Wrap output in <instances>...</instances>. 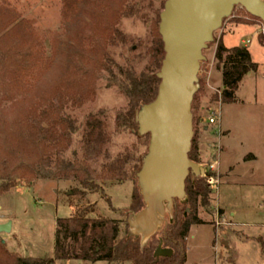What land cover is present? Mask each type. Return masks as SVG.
<instances>
[{
	"label": "rangeland",
	"instance_id": "rangeland-1",
	"mask_svg": "<svg viewBox=\"0 0 264 264\" xmlns=\"http://www.w3.org/2000/svg\"><path fill=\"white\" fill-rule=\"evenodd\" d=\"M165 2L87 0L84 6L80 5L78 18L75 19L73 11L70 14L65 11V0H0L2 10L10 11H0V38L3 37L0 47L6 58L5 65L0 68V135L7 138L12 134L22 114L60 82L67 62L64 48L70 40L79 32L89 35L97 28L102 31L114 26L120 35L109 49L114 62L112 73H103L93 98L68 113L77 119L81 127L85 126L89 117L99 118L105 124L111 140L106 145L111 157L115 158L129 149L139 157L142 167L149 153L151 135H142L137 123L136 128L123 130L116 129L115 124L117 116L125 114L130 103L122 90L129 83L123 72L132 70L137 77L142 74L157 77L160 71L164 45L159 24ZM21 21L22 25H18ZM232 24L264 28L261 21L253 19L237 6L214 33L213 42L203 52L204 59L198 73L199 89L192 104V149L198 161L196 163L205 169V175L209 172L211 159L202 160L200 142L204 131L216 126L209 124V118L213 107L219 102L215 96H220L221 92L208 90L206 73L212 64L213 52L220 42L221 33ZM242 40L249 41L253 61L259 67V77H248L243 84L241 95L245 99L244 109L223 111L230 134L223 139L226 153L222 165L224 169L228 165L234 167L228 177L229 184L223 186L219 193V202L225 210L216 207L218 183L215 182L210 186V206L199 210L200 218L215 229L209 226L194 228L187 240L185 264H264V251L260 245V240H264V47L257 42V34L251 27H241L228 37L227 44L242 45ZM57 49L60 56L55 58ZM30 51H39L44 58L53 59L55 63L51 69L40 74L39 80L34 83L35 89L28 95L25 93L28 88L23 84L15 85L13 74L18 67L26 64ZM215 83L216 79L213 78L212 84ZM256 97L261 102L257 103ZM81 134L82 131L75 136L67 153L68 158H72L74 151L81 159ZM102 163L101 159L93 164V168L99 170ZM190 178L196 181L202 176L191 174ZM142 188L137 175L134 181L100 182L94 192L73 181L40 180L31 185L19 182L17 187L0 196V222L6 224L13 219L15 223V234H1L0 240L13 238L9 245L7 242L5 244L10 252L18 256L52 258L57 219L69 218L76 211L88 207L93 209L90 217L118 221L119 239H122L130 234V221L137 214L129 213L132 195L137 189L143 199L142 210L148 205ZM176 203L184 204L180 199L174 201L172 212L166 213L165 223L161 224L158 232L173 221ZM65 264L107 263L69 261Z\"/></svg>",
	"mask_w": 264,
	"mask_h": 264
},
{
	"label": "trees",
	"instance_id": "trees-1",
	"mask_svg": "<svg viewBox=\"0 0 264 264\" xmlns=\"http://www.w3.org/2000/svg\"><path fill=\"white\" fill-rule=\"evenodd\" d=\"M86 2L65 0V11L67 14L73 11V18L77 19L80 5L84 6ZM2 9L0 6L2 13L10 12ZM22 22L18 25H22ZM102 31L97 28L89 35L79 32L66 44L64 51L67 62L60 82L22 114L12 134L7 138L0 135V196L17 187L19 182L31 185L40 180L73 181L94 192L100 182L134 181L141 168L139 157L126 149L125 153L112 158L106 149L111 140L105 124L96 116H91L81 127L77 119L68 113L93 98L99 78L103 73L113 71L114 62L109 49L120 33L114 26ZM259 42L264 47V34L259 36ZM161 53L164 54L163 46ZM54 56H60L58 49ZM215 60L217 69L222 73L223 83L220 96L215 98L222 104L236 103V92L241 82L249 73L258 70V64L252 61L247 48L228 49L221 41L216 47ZM5 63V54L0 47V68ZM54 63L53 59L44 58L39 51H30L26 64L14 72L13 82L15 85L23 84V87L28 88L25 93L30 95L40 74L51 69ZM123 74L129 83L122 90L130 103L127 112L116 118L118 130L136 128L137 111L142 105L155 100L160 84L156 76L142 74L137 77L132 70L124 71ZM80 131L81 159L74 151L72 158H68L67 153ZM189 157L198 162L193 149ZM101 159L103 163L99 170L93 168V164ZM212 175L206 173L196 181L188 178L187 203H176L173 221L154 235L144 248L141 247L140 239L133 236L119 239V222L110 218L90 217L93 209L88 207L76 211L69 218L57 219L52 258L18 256L10 252L0 240V264H56L57 261L185 264L187 240L192 226L208 224L200 218L199 210L211 204L207 180ZM132 200L129 213H139L143 208V199L138 189L132 195ZM161 244L164 249L171 251L169 256H156ZM260 245L264 251V240H260Z\"/></svg>",
	"mask_w": 264,
	"mask_h": 264
},
{
	"label": "water",
	"instance_id": "water-1",
	"mask_svg": "<svg viewBox=\"0 0 264 264\" xmlns=\"http://www.w3.org/2000/svg\"><path fill=\"white\" fill-rule=\"evenodd\" d=\"M237 6L264 25V0H166L160 14L159 34L164 45L157 74L160 84L155 100L136 113L140 133L151 135L149 153L136 174L148 205L130 221L131 229L147 234H129L140 239L142 248L165 223L174 201L187 203L189 176H205V169L189 157L194 138L192 104L199 89L203 52ZM11 232V221L0 224V235ZM170 254L162 244L156 251L158 258Z\"/></svg>",
	"mask_w": 264,
	"mask_h": 264
},
{
	"label": "crops",
	"instance_id": "crops-1",
	"mask_svg": "<svg viewBox=\"0 0 264 264\" xmlns=\"http://www.w3.org/2000/svg\"><path fill=\"white\" fill-rule=\"evenodd\" d=\"M241 27H251V28L255 29V32L257 34V42H259V39H258L259 34L262 32L264 33V28H262L259 25L232 24V25L227 26L224 29V31L221 33L220 41L228 49L243 48V47L247 48V50L249 51V53L251 55L252 61H253V56H252L250 47L248 46L249 41L247 42V41L242 40V45H228L227 44L228 37L234 35ZM215 53H216V49L213 52L212 64L210 65V67L208 68V72L206 73V82H207L208 90L209 89L210 90L211 89L212 90L217 89L218 91H221L223 89L222 73L217 69V62L215 60ZM258 69H259V67H258ZM214 75H216V77H214ZM248 77H254V79H257L259 77L258 76V70L256 72L249 73L241 82V84H240V86L236 92L238 103H236V104L235 103L222 104V103L218 102L213 107V110H215L219 114L218 124L214 128H207L204 131L203 138L201 139V142H200V153H201L202 160L207 161V160L211 159L210 164L214 165L213 173L216 176L217 183H218L215 204H216V207H220L222 210H225V209L221 207V204L219 202V193H220V190L223 186H226L229 184V182H228L229 178L228 177L230 176V174H232L233 168H234V167H232V165H228V167L224 169V167L222 165V158L226 153L225 147L223 146V139L228 137L230 134V130L227 126L226 121L224 120L223 111L224 110L225 111L234 110L236 108L244 109L245 99L241 95V89L243 87L244 82L246 81V79ZM213 78L216 79L215 84H212ZM256 96H258V95L256 94ZM259 101L260 100L258 99V97H256V102L258 103ZM254 159H255V157H254ZM248 162H251V161H248ZM11 221H12V232L15 234V228H14L15 223H14L13 219ZM0 224H2V222H0ZM206 226H209V227L215 229L213 225H208V224L207 225H195V226H192L189 236L191 235V233L195 227H206ZM12 240H13V238L6 239V242L8 243V245H9V243H11ZM45 257H49V256H45ZM66 262H69V261H57V264L58 263L65 264Z\"/></svg>",
	"mask_w": 264,
	"mask_h": 264
},
{
	"label": "built area",
	"instance_id": "built-area-1",
	"mask_svg": "<svg viewBox=\"0 0 264 264\" xmlns=\"http://www.w3.org/2000/svg\"><path fill=\"white\" fill-rule=\"evenodd\" d=\"M218 121H219V114H218V112H216L215 110H213L212 116L209 118V124H211V125H217L218 124ZM213 168H214V165L211 164L209 166V172H207V173L214 174L213 173ZM207 182H208L209 186H211L213 183L217 182L216 176H214V175L210 176L208 178Z\"/></svg>",
	"mask_w": 264,
	"mask_h": 264
},
{
	"label": "bare ground",
	"instance_id": "bare-ground-1",
	"mask_svg": "<svg viewBox=\"0 0 264 264\" xmlns=\"http://www.w3.org/2000/svg\"><path fill=\"white\" fill-rule=\"evenodd\" d=\"M144 193H146V192L144 191ZM131 233L134 234V235H138V236H141L142 234H143L144 236L147 235L145 232H142V230L137 229V228H132V229H131ZM144 239L146 240L147 237H144Z\"/></svg>",
	"mask_w": 264,
	"mask_h": 264
}]
</instances>
